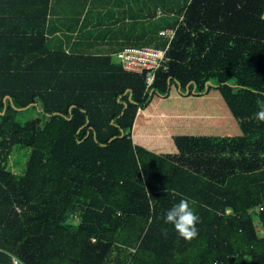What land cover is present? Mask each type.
<instances>
[{"label":"trees","instance_id":"trees-1","mask_svg":"<svg viewBox=\"0 0 264 264\" xmlns=\"http://www.w3.org/2000/svg\"><path fill=\"white\" fill-rule=\"evenodd\" d=\"M56 1L0 0V264H264V159L217 182L134 143L153 85L112 57L151 45L185 61L205 29L264 41V0H120L116 26L105 22L111 0H91L103 13ZM54 10L73 41L52 35ZM256 68L189 83L169 74L152 92L174 81L188 93L214 84L260 96L264 74L246 80ZM31 107L37 115L21 119ZM14 146L27 148L21 173L9 168ZM181 197L200 217L191 241L163 219Z\"/></svg>","mask_w":264,"mask_h":264},{"label":"crops","instance_id":"crops-1","mask_svg":"<svg viewBox=\"0 0 264 264\" xmlns=\"http://www.w3.org/2000/svg\"><path fill=\"white\" fill-rule=\"evenodd\" d=\"M66 1L76 6L85 2L83 13L90 9L103 13L91 0ZM121 3L120 0H111L109 9L104 10L109 19L105 22L109 26L118 25L120 19L116 20V15L127 12ZM59 7L54 6L55 9ZM57 12L56 30L52 35H58L62 41H73L75 37L68 39L66 36L70 35L73 24ZM228 36L209 29L199 30L188 59L162 61L155 70L152 85L164 86L169 74H175L181 83H189L191 78L200 79L208 73L219 78L234 72L243 77L247 68H254L257 64L261 68L254 69V75L246 80L260 84V77L264 74L261 70L264 68V41ZM119 40L113 39L109 48L117 46ZM242 46H245L243 52L247 55L240 64ZM112 57H115L114 53ZM152 91L147 104L137 109L131 131L134 143L217 182L225 181L230 173L253 170L264 159V122L254 119L258 110L256 101L264 97L236 87L214 84L200 93L182 91L180 83L169 84L165 93ZM155 93L158 95L154 98ZM226 158L233 160L228 170L223 169Z\"/></svg>","mask_w":264,"mask_h":264},{"label":"built area","instance_id":"built-area-1","mask_svg":"<svg viewBox=\"0 0 264 264\" xmlns=\"http://www.w3.org/2000/svg\"><path fill=\"white\" fill-rule=\"evenodd\" d=\"M158 32L171 39L175 33V28L164 27ZM165 52L166 47L126 45L118 50L115 56L125 70L143 73L146 88H149L154 82L155 70L162 61L168 59ZM14 263H17V260H14Z\"/></svg>","mask_w":264,"mask_h":264},{"label":"clouds","instance_id":"clouds-1","mask_svg":"<svg viewBox=\"0 0 264 264\" xmlns=\"http://www.w3.org/2000/svg\"><path fill=\"white\" fill-rule=\"evenodd\" d=\"M261 19L264 20V15L261 16ZM258 95L264 97V92H259ZM256 104L258 110L254 114V119L264 122V99L257 100ZM193 204L194 201L187 197H181L167 210L163 217L164 223L172 225L178 236L186 241H191L199 234L197 224L200 217L193 208ZM162 232L167 235L168 229L163 228Z\"/></svg>","mask_w":264,"mask_h":264},{"label":"rangeland","instance_id":"rangeland-1","mask_svg":"<svg viewBox=\"0 0 264 264\" xmlns=\"http://www.w3.org/2000/svg\"><path fill=\"white\" fill-rule=\"evenodd\" d=\"M159 11H161L159 8L156 10V12L158 13ZM240 45H244V44H240ZM243 47V50H242V56H241V58H240V61H239V63L241 64L242 63V61H243V56L244 55H247V54H244V47L245 46H242ZM113 59H116L115 57H113ZM172 84H173V86H174V84H175V82L173 81L172 82ZM212 86V85H211ZM210 86V87H211ZM158 94H154V98L157 96ZM26 113L24 114V115H20V118L21 119H23V118H25V117H35L36 115H37V112H36V109H34L33 107H31V108H29V110H26L25 111ZM133 129V128H132ZM132 129H131V131H132ZM136 129V128H135ZM133 132L136 134V132L133 130ZM134 134V135H135ZM134 139H135V142L137 141V138H136V136L134 137ZM13 149H15V150H12L8 155H7V159H8V161H9V168L13 171V172H15V173H21V171H22V166H23V162L25 161V159H26V155H27V148L26 147H15L14 146V148ZM226 159H228V160H226ZM226 159H224V162H223V169L224 170H228L229 169V166H231V164H232V162H233V160L231 159V158H226ZM210 164V163H209ZM211 164H213L212 162H211ZM258 231L259 232H261V227H260V225L258 226Z\"/></svg>","mask_w":264,"mask_h":264}]
</instances>
